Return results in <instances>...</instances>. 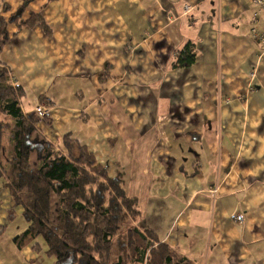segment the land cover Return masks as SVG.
<instances>
[{
    "label": "crops",
    "instance_id": "1",
    "mask_svg": "<svg viewBox=\"0 0 264 264\" xmlns=\"http://www.w3.org/2000/svg\"><path fill=\"white\" fill-rule=\"evenodd\" d=\"M25 1L7 0L4 17ZM257 10L254 0H31L22 19L41 14L50 33L8 23L2 56L29 97L23 110L41 97L50 108L37 132L54 143L72 133L137 199L141 224L194 264H264ZM189 41L196 62L175 67ZM90 87L98 95L86 100ZM23 213L0 183V264H58L42 238L18 239Z\"/></svg>",
    "mask_w": 264,
    "mask_h": 264
},
{
    "label": "trees",
    "instance_id": "2",
    "mask_svg": "<svg viewBox=\"0 0 264 264\" xmlns=\"http://www.w3.org/2000/svg\"><path fill=\"white\" fill-rule=\"evenodd\" d=\"M30 1L8 20L3 14L10 5L0 3V179L15 204L24 207L28 228L18 239L42 238L58 264H194L141 224L137 199L86 145L70 132L57 143L50 141L37 132L41 121L51 122L49 113L23 110L25 89L15 84L2 53L10 40L9 22L40 24L50 33L41 14L22 19ZM197 55L195 44L187 42L176 52L175 67H190ZM45 101L41 97L40 103Z\"/></svg>",
    "mask_w": 264,
    "mask_h": 264
},
{
    "label": "built area",
    "instance_id": "3",
    "mask_svg": "<svg viewBox=\"0 0 264 264\" xmlns=\"http://www.w3.org/2000/svg\"><path fill=\"white\" fill-rule=\"evenodd\" d=\"M254 2L258 6V10L255 13L251 21V24H252L251 33L255 37V39L258 41L261 47L262 55H264V30H259L260 19L264 16V0H254ZM191 9L192 7L188 5L185 6L186 13H189ZM255 77H256V74L253 73L252 82L255 79ZM250 87L252 86L250 85ZM34 110L35 112L39 113L42 116L49 112V108L45 105H37ZM231 217L233 220L238 221V222H244L245 220V215L243 213H235Z\"/></svg>",
    "mask_w": 264,
    "mask_h": 264
},
{
    "label": "rangeland",
    "instance_id": "4",
    "mask_svg": "<svg viewBox=\"0 0 264 264\" xmlns=\"http://www.w3.org/2000/svg\"><path fill=\"white\" fill-rule=\"evenodd\" d=\"M2 59H4L3 58V56H2ZM59 85L60 84H58V85H56V90L57 89H59ZM87 89H89L88 90V92H87V94H86V100L89 98V97H91V98H97V95H98V91L95 89V90H93V88L92 87H90V88H87ZM68 94V95H67ZM63 93L62 92V95H60L59 97H58V101L59 102H61V103H66V104H68L69 102H71V100H72V95L70 94V93ZM28 100H29V97H25L24 99H23V105H24V107L25 108H28L30 105L28 104ZM41 105H45V106H47L48 108H49V105L48 104H45V103H40ZM36 107V106H35ZM34 107V108H35ZM50 109V108H49ZM49 113V112H48ZM8 121H9V119H7ZM5 137L6 138H8V134H5ZM6 141H7V139H6ZM36 160V153H34L33 154V156H32V161H35ZM3 162L5 163L6 162V159L5 158H3ZM1 180V179H0ZM0 183L3 185V183H2V181H0Z\"/></svg>",
    "mask_w": 264,
    "mask_h": 264
},
{
    "label": "bare ground",
    "instance_id": "5",
    "mask_svg": "<svg viewBox=\"0 0 264 264\" xmlns=\"http://www.w3.org/2000/svg\"><path fill=\"white\" fill-rule=\"evenodd\" d=\"M191 7V6H190ZM38 105H41V104H38ZM35 109V108H34ZM34 112H35V110H34ZM46 115V114H45ZM42 116V115H41ZM44 116V115H43Z\"/></svg>",
    "mask_w": 264,
    "mask_h": 264
}]
</instances>
